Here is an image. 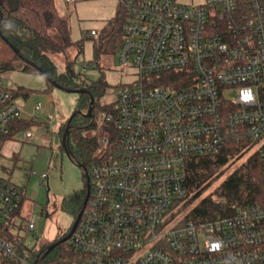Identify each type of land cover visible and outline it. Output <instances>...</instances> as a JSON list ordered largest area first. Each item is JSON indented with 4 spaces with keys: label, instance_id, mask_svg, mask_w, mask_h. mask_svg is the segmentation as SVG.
<instances>
[{
    "label": "built area",
    "instance_id": "2783aa9c",
    "mask_svg": "<svg viewBox=\"0 0 264 264\" xmlns=\"http://www.w3.org/2000/svg\"><path fill=\"white\" fill-rule=\"evenodd\" d=\"M119 1L126 20L117 56L132 79L99 110L112 130L101 137L69 234L79 257L64 264H264V0ZM11 89L0 72V137L21 118ZM232 144L257 153L260 198L181 221L188 162ZM23 191L0 174V264H56L13 233ZM24 227L33 231L34 217Z\"/></svg>",
    "mask_w": 264,
    "mask_h": 264
},
{
    "label": "rangeland",
    "instance_id": "374dc122",
    "mask_svg": "<svg viewBox=\"0 0 264 264\" xmlns=\"http://www.w3.org/2000/svg\"><path fill=\"white\" fill-rule=\"evenodd\" d=\"M118 1L54 0L58 13L68 22L72 44L65 52L52 54L51 58L60 71L67 62L72 63L77 81L88 84L105 81L104 90L97 100L102 106L112 103L117 97L119 87L132 79L118 61V44L111 43L105 52L94 56L93 45L115 13ZM180 1L188 4L202 0ZM91 30L95 34H91ZM3 85L14 89L21 86L29 91L28 97L17 95L16 101L21 105V118L30 121L28 129L34 137L26 141L25 130H19L4 140L0 148V174L8 175L12 182L24 190L21 215L15 220L13 233L21 236L24 244L35 253L42 245L52 243L68 233L73 216L62 204L73 192L80 191L85 186L83 170L68 157L60 140V129L74 112L79 93L51 86L40 73L18 69L3 73ZM36 104L41 105L38 114L34 112ZM99 110L95 111V128L88 133L96 137L98 146L104 128L109 127L101 122ZM48 114H52L53 119L46 128ZM46 130L50 134L41 137L40 133ZM253 153V149H241L231 157L219 177L206 186L189 207L212 192ZM41 172L46 173L44 178L40 177ZM185 212L186 210L179 213V217H183ZM30 217L35 219L33 231L21 228ZM67 242L69 243L68 240Z\"/></svg>",
    "mask_w": 264,
    "mask_h": 264
},
{
    "label": "trees",
    "instance_id": "16d2710c",
    "mask_svg": "<svg viewBox=\"0 0 264 264\" xmlns=\"http://www.w3.org/2000/svg\"><path fill=\"white\" fill-rule=\"evenodd\" d=\"M125 20L126 8L118 1L115 13L107 21L93 45L95 57L105 52L111 43L118 45L121 43V28ZM71 44L68 22L58 13L54 0H17V7L14 10L10 8L9 0H0V72L18 69L42 74L41 72L44 71L62 88L87 89V92L78 95L76 108L70 115L64 144L62 135L67 121L60 129V140L62 149L68 157L75 163L83 164L87 174H90V166L97 159L99 146L96 137L88 133L96 125L95 111L101 108L108 109L110 104L102 106L97 101L104 90L105 81L99 80L89 84L77 81L70 62H67L63 70H58L51 55L65 52ZM49 84L53 86L50 82ZM11 91L13 95H21L24 98L29 95V91L21 86ZM90 96L94 101L92 115L88 116L84 113L88 109ZM29 126L30 121L23 118L16 119L12 125L11 135L19 130H26ZM107 130L112 128H104V132ZM8 136L0 137V148ZM241 149V146L232 144L222 151L196 157L188 162L186 169L189 195L181 201L178 208L179 213L186 210L181 221L206 220L227 215L232 213L237 205L260 198L261 168L257 153H253L244 163L230 172L212 192L189 207L193 199L219 177L221 171L228 166L229 159ZM83 175L85 179L84 171ZM85 186L82 190L73 192L62 204L63 208L72 214L73 221L83 209ZM70 232L71 227L68 233L62 236L66 239L47 253L48 244H44L33 254L42 257L43 262L56 264L68 263L79 257L78 252L67 242Z\"/></svg>",
    "mask_w": 264,
    "mask_h": 264
},
{
    "label": "water",
    "instance_id": "95a60500",
    "mask_svg": "<svg viewBox=\"0 0 264 264\" xmlns=\"http://www.w3.org/2000/svg\"><path fill=\"white\" fill-rule=\"evenodd\" d=\"M9 5H10V8L12 10L16 9L17 7V0H9ZM15 52L17 54H19V52L15 49ZM42 75H44V77H46V79L56 88H61V89H64L65 91H74V92H77V93H81V92H87V89L86 88H75V89H71V88H62L57 82H55L50 76H48L44 71L41 72ZM93 97L90 96V102H89V106H88V109L87 111L84 113L85 115H88V116H91L92 115V107H93ZM70 118H68L67 122H66V126H65V130H64V133L62 135V143L64 144V140H65V136L68 132V129H69V121H70ZM75 163V162H74ZM77 166H79L85 173L86 177H85V182H86V192H85V197H84V201H83V206L87 200V197H88V193H89V184H88V175H87V172H86V169H85V166L83 164H80V163H75ZM80 214H81V211L77 214L76 216V219L73 221L72 223V226H71V231L74 229V227L76 226V223L78 221V218L80 217ZM66 237H60L59 239L53 241L52 243H50L47 248H46V253L51 250L56 244H58L59 242H62L63 240H65Z\"/></svg>",
    "mask_w": 264,
    "mask_h": 264
},
{
    "label": "flooded vegetation",
    "instance_id": "af4514ba",
    "mask_svg": "<svg viewBox=\"0 0 264 264\" xmlns=\"http://www.w3.org/2000/svg\"><path fill=\"white\" fill-rule=\"evenodd\" d=\"M85 184H86V182H85ZM85 187H86V186H85ZM49 244H50V243H49ZM49 244H48V245H49Z\"/></svg>",
    "mask_w": 264,
    "mask_h": 264
},
{
    "label": "crops",
    "instance_id": "0c3cea01",
    "mask_svg": "<svg viewBox=\"0 0 264 264\" xmlns=\"http://www.w3.org/2000/svg\"><path fill=\"white\" fill-rule=\"evenodd\" d=\"M24 119V118H23Z\"/></svg>",
    "mask_w": 264,
    "mask_h": 264
}]
</instances>
